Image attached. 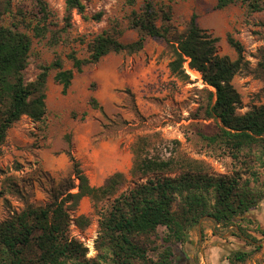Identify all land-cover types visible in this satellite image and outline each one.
<instances>
[{
  "label": "rangeland",
  "instance_id": "374dc122",
  "mask_svg": "<svg viewBox=\"0 0 264 264\" xmlns=\"http://www.w3.org/2000/svg\"><path fill=\"white\" fill-rule=\"evenodd\" d=\"M6 1L9 0H0L2 21L22 23L33 38L25 81L35 80L41 66L52 63L57 55L64 69H73L75 75L64 92L63 85L55 80L58 70H50L44 120L36 122L23 116L0 146V222L29 203L46 204L52 187L70 177L72 165L66 153L69 142L91 183L99 181V176L92 174L95 162L105 166L102 173L106 178L116 171L128 176L129 181L119 193L135 181L146 180L140 173L132 174L138 149L143 156L168 162L169 167L162 173L170 176L194 168L215 175L233 174L241 167L224 150L203 139V134L218 131L219 121L208 115L215 88L206 84L196 69L186 81L174 76L169 67L174 59L170 44L187 30L193 15L203 29L220 38V55L232 60L239 57L228 42L229 34L241 42L243 69L234 77L233 85L241 96L239 112L244 113L264 104V74L260 66L264 59V10L252 11L242 0L224 8L217 7L218 0H137L133 5L128 0H82L84 12L74 10L69 14L65 0H44L48 13L47 23L42 24H47L49 30L45 37H36L33 26L44 16L38 0H10V10L4 12ZM146 1L160 11L158 24L168 26L167 38L147 37L140 51L111 52L98 63L84 66L81 72L74 67L69 54L88 58L90 44L99 34L109 32L124 43L136 41L141 32L133 27L132 20ZM92 97L97 106L92 105ZM115 161L119 167L111 165ZM245 170L240 168L244 180L248 178L251 186L264 188V166ZM113 198L100 200L96 208L92 198L86 196L72 212L73 218L80 214L91 218L86 227L79 228L74 220L71 225V236L88 248V259L99 260V211L107 208ZM262 203L264 199L258 206ZM257 211L258 207L244 219H237L234 227L214 228V222L204 217L190 236H197L199 225L205 222L201 225L204 240L209 229L219 238L236 234L241 240L240 226L247 235L262 241L264 227L257 216L253 219ZM176 248H180L179 253L182 246ZM208 248H198L197 254L205 255ZM252 260L264 264V250L239 264H250ZM98 264L112 263L99 260Z\"/></svg>",
  "mask_w": 264,
  "mask_h": 264
},
{
  "label": "trees",
  "instance_id": "16d2710c",
  "mask_svg": "<svg viewBox=\"0 0 264 264\" xmlns=\"http://www.w3.org/2000/svg\"><path fill=\"white\" fill-rule=\"evenodd\" d=\"M67 11L83 13L82 0H65ZM238 0H218L217 7L224 8ZM252 11L264 10V0H242ZM6 1L4 12L10 10ZM137 0H128L135 4ZM44 16L33 26L36 37H45L48 29L47 8L38 0ZM0 9V146L7 141L8 132L23 116L33 121H43L47 113V83L49 72L58 70L55 80L67 92L74 79L73 69H64L60 56L52 63L41 66L37 78L25 81L24 70L33 45L32 36L22 28V23L6 24ZM193 15L187 30L171 41L174 59L169 67L182 81L189 79L186 63L201 72L206 84L215 88L211 92L208 115L219 121L218 131L203 134L208 145L218 147L241 163L242 169L252 171L264 166V104L240 113L241 96L233 85L234 77L243 69L244 48L231 34L228 42L238 52V59L218 53L219 37L203 29ZM160 11L150 1L139 13L135 12L133 27L139 28L140 37L130 43L121 42L109 32L99 34L90 44V56L79 58L69 54L74 67L98 63L111 52H137L144 48L147 37L167 38L168 26L159 25ZM169 19V18H168ZM167 19V20H168ZM32 28V25L29 27ZM264 74V59L260 63ZM213 98L214 101L212 100ZM92 105L97 100L92 97ZM72 173L69 178L53 186L46 204H27L13 211L0 222V264H98L104 260L112 264H176L178 250L188 243L191 230L204 217L218 226H234L244 219L264 199V188L253 187L250 180L242 178L240 168L233 174H210L199 168L175 176L162 173L169 163L143 156L135 151L132 174L140 173L145 181H135L127 190L128 176L121 171L110 175L101 186L91 184L80 160L69 142ZM243 165V166H242ZM245 168H242L244 167ZM76 189V190H75ZM75 190V191H74ZM89 196L98 202L113 198L112 203L99 211V260L88 259V248L71 236L74 220L79 228L90 224L88 215L73 218L81 200ZM251 250L240 249L230 253L232 264L246 262L263 247L261 240L247 235Z\"/></svg>",
  "mask_w": 264,
  "mask_h": 264
},
{
  "label": "crops",
  "instance_id": "0c3cea01",
  "mask_svg": "<svg viewBox=\"0 0 264 264\" xmlns=\"http://www.w3.org/2000/svg\"><path fill=\"white\" fill-rule=\"evenodd\" d=\"M112 166H118L119 164L115 161ZM122 165V164H121ZM121 169V168H119ZM105 166H102L99 162H95V172L92 173L94 176L97 174L99 176V181L92 182V185L101 186L105 183L107 178L104 176ZM261 222V227H264V203L258 206L257 214L253 216ZM212 220V219H210ZM213 221V220H212ZM214 222V221H213ZM205 225V222L201 223V225ZM199 225L198 228V235L197 236H190L188 243L181 249V251L177 255L176 264H232L231 259L229 258L230 253L233 251H237L240 249L244 250H251V246L248 244L247 239L243 236L241 240L237 238L236 234H225L221 238L210 234L211 230L205 231L206 238L203 239L202 234V226ZM214 228L218 227V224L214 222ZM220 227V226H219ZM234 227V226H231ZM208 235V236H207ZM258 244H262L263 247L261 250H264V239L259 242ZM208 249L205 250L204 253L197 254L198 248L207 247ZM250 258V257H249ZM248 260V259H247ZM255 260L250 261V264H255Z\"/></svg>",
  "mask_w": 264,
  "mask_h": 264
},
{
  "label": "built area",
  "instance_id": "2783aa9c",
  "mask_svg": "<svg viewBox=\"0 0 264 264\" xmlns=\"http://www.w3.org/2000/svg\"><path fill=\"white\" fill-rule=\"evenodd\" d=\"M185 67H186V70H187L188 73H192V71L194 70L193 68H191V67L189 66L188 63H186Z\"/></svg>",
  "mask_w": 264,
  "mask_h": 264
}]
</instances>
